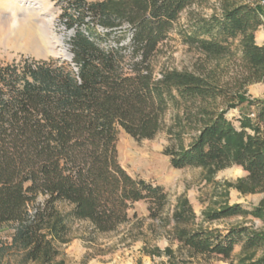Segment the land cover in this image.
<instances>
[{"label":"trees","instance_id":"trees-1","mask_svg":"<svg viewBox=\"0 0 264 264\" xmlns=\"http://www.w3.org/2000/svg\"><path fill=\"white\" fill-rule=\"evenodd\" d=\"M66 1L65 22L74 29L71 57L0 65V229L8 225L12 232L9 241L0 242V264H11L9 252L21 264H52L60 245L70 241L69 216L109 233L129 221L135 203L146 200L150 217L160 218L167 191L126 170L117 143L120 131L155 138L174 98L198 134L188 147L166 148L171 165L206 168L211 176L238 165L246 174L226 187L264 193V99L242 93L249 83L264 80V43L255 39L264 24L262 0H217L211 14L190 11L184 25L180 20L188 8L211 0ZM173 30L208 56L238 53L234 91L203 71L155 76L153 59ZM220 98L231 107L246 105L240 128L226 109L216 107ZM59 204L71 207L67 215ZM173 212L172 237L188 254L175 264H203L208 256L234 264L238 244L243 250L264 248V231L254 226L220 230L197 223L186 196ZM237 215L264 223V197L251 210L225 203L206 211L204 220ZM164 252L174 264L172 248ZM254 255L239 262L264 264V254Z\"/></svg>","mask_w":264,"mask_h":264},{"label":"rangeland","instance_id":"rangeland-1","mask_svg":"<svg viewBox=\"0 0 264 264\" xmlns=\"http://www.w3.org/2000/svg\"><path fill=\"white\" fill-rule=\"evenodd\" d=\"M195 5L188 8L181 17L184 25L190 11L211 14V6ZM66 0H0V65L14 63L21 59L47 60L49 57L69 58V39L73 28L66 25ZM259 39L264 37V24L258 30ZM131 37L127 29L124 40ZM113 39H110L112 41ZM260 41V40H259ZM233 48L238 41L233 43ZM239 55L208 56L196 47L180 41L176 30L164 42L153 59V73L158 78L163 74L176 71H202L216 82L225 83V89L234 91V78L240 72ZM248 99H264V80L249 83L242 90ZM218 109H226V117L234 126L240 128L241 111L246 105L231 107L225 99H218ZM255 112V106H251ZM255 117V116H253ZM198 129L184 118V105L176 98L170 101L160 131L153 139H137L125 131H120L117 143L119 160L122 166L134 177L161 184L168 193L169 202L158 219L150 217L149 202L144 200L134 204L129 211L130 219L109 233L96 232L85 220L68 217L70 241L60 245V254L52 264H171V259L164 252L167 247L173 250L174 264L177 257H187V251L173 239V210L181 196H186L197 213V223L204 227L226 230L241 224L256 227L264 231V223L252 216L237 215L218 221L204 220V213L217 210L225 203H241L246 209L258 204L264 193L242 194L234 187H226L228 182H236L246 172L236 165L226 167L209 175L207 169L189 166L176 168L170 163L166 148L179 149L188 147L194 140ZM41 197L38 198L39 201ZM58 209L67 215L71 207L59 204ZM11 228L6 225L0 229V242L11 239ZM81 247L80 255L77 248ZM255 254V258L264 254V248L243 250L238 244L233 252L234 264L245 255ZM7 259L11 264H21L19 257L9 252ZM6 262V261H5ZM35 264V263H32ZM41 264V262H37ZM203 264H230L219 257L208 256Z\"/></svg>","mask_w":264,"mask_h":264},{"label":"crops","instance_id":"crops-1","mask_svg":"<svg viewBox=\"0 0 264 264\" xmlns=\"http://www.w3.org/2000/svg\"><path fill=\"white\" fill-rule=\"evenodd\" d=\"M257 34H258V30H257L256 33H255V39H257V43H258L259 45H263V43H264V37L261 38V39H259V37H258ZM259 40H260V41H259ZM77 252H78L80 255L83 253L81 247H78V248H77Z\"/></svg>","mask_w":264,"mask_h":264},{"label":"built area","instance_id":"built-area-1","mask_svg":"<svg viewBox=\"0 0 264 264\" xmlns=\"http://www.w3.org/2000/svg\"><path fill=\"white\" fill-rule=\"evenodd\" d=\"M262 3L264 4V0H262ZM251 116H254V113H251Z\"/></svg>","mask_w":264,"mask_h":264},{"label":"water","instance_id":"water-1","mask_svg":"<svg viewBox=\"0 0 264 264\" xmlns=\"http://www.w3.org/2000/svg\"><path fill=\"white\" fill-rule=\"evenodd\" d=\"M72 56V54H70V57Z\"/></svg>","mask_w":264,"mask_h":264}]
</instances>
